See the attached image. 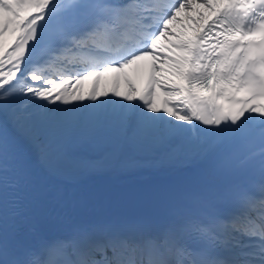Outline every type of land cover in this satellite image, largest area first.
I'll return each mask as SVG.
<instances>
[{"label": "snow or ice", "instance_id": "6c2138e0", "mask_svg": "<svg viewBox=\"0 0 264 264\" xmlns=\"http://www.w3.org/2000/svg\"><path fill=\"white\" fill-rule=\"evenodd\" d=\"M51 4L0 0V264H264V160L257 184L193 196L207 209L198 215L155 229L142 220L86 223L46 240L42 189L9 132L21 134L51 173L68 160L71 142L101 134L137 146L178 141L200 158L258 138L264 155V0H177L170 11L163 0H66L34 60ZM194 6L211 19L188 15ZM185 20L194 25L190 36L171 27ZM80 54L93 66L49 74ZM129 69L143 70L142 87ZM109 72L117 75L101 90ZM231 166L226 155L214 172Z\"/></svg>", "mask_w": 264, "mask_h": 264}, {"label": "bare ground", "instance_id": "6f19581e", "mask_svg": "<svg viewBox=\"0 0 264 264\" xmlns=\"http://www.w3.org/2000/svg\"><path fill=\"white\" fill-rule=\"evenodd\" d=\"M194 7H196V11L187 13L188 15L195 17L197 12H204L207 19L211 18L212 14L208 13L206 9L198 6ZM185 15V13H182L180 19H184ZM171 27L177 32H180L187 27V35L190 36L192 35V28L194 25H191L190 22L185 20L183 25L175 24ZM3 39L4 43L7 45L12 43L13 38L11 36H6ZM38 40L40 41L41 46L37 49V52L43 47L45 42L44 38H38ZM29 47H31V43ZM127 71L132 75L137 87L140 88L144 78L143 70L138 74L133 73L131 70ZM116 75L117 74L113 72L105 74L102 78L101 90H110L112 80ZM91 84L92 79L84 82L83 89L85 92L89 90ZM121 91H126V87L123 84L121 85ZM163 98V95L158 93L157 103L161 104ZM109 99H112L111 96H109ZM50 107L57 106L51 105ZM89 107H91V105H89ZM136 108L137 110L140 108L139 101L136 102ZM9 132L13 135L19 149L26 155L32 146L21 134L15 133L11 129H9ZM104 146H109V148L104 151ZM93 151H95L94 158L90 156V153ZM68 157L69 158L63 165L62 169L56 173H52V176L62 181L74 183H85L89 181V177H97L98 174L104 173V171L115 172L116 182L130 181L134 172L138 173V180L144 179L148 176L153 177L154 179L164 180L170 176L181 175L186 167L195 166L199 161L204 159L194 155L191 147L185 146L178 141L162 146H137L132 143L118 141L108 134H101L96 138L87 140H74L69 145ZM26 162L29 163L30 160L26 158ZM87 165H94L95 168L90 169ZM33 173H35V171H33ZM103 197L104 196H100L98 199L101 200ZM41 201L43 204L42 215L44 220H46L47 223L55 224L59 228H65L70 219L85 218L88 216L91 219V223H93V221H98L100 217L104 218L105 216L119 215V211L122 210L120 206L113 208L107 206L97 208L92 207V210L58 206L50 201H46L43 195L41 196ZM164 206L163 199L160 197V189H157L155 194L149 198L146 207H137L134 210L139 215L144 216L141 212L143 210L147 215L145 218L154 219V215L157 212L164 216L162 212ZM141 220L145 222L144 219ZM153 221L156 222L155 220ZM162 225L156 224L151 228L155 229ZM69 231H72V229Z\"/></svg>", "mask_w": 264, "mask_h": 264}]
</instances>
